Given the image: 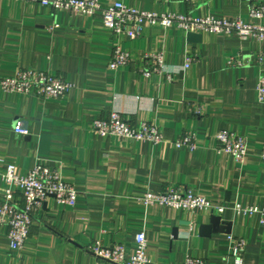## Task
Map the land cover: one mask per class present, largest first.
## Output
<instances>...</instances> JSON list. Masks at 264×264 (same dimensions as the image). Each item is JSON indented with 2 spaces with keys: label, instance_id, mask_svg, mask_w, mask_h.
<instances>
[{
  "label": "crops",
  "instance_id": "0c3cea01",
  "mask_svg": "<svg viewBox=\"0 0 264 264\" xmlns=\"http://www.w3.org/2000/svg\"><path fill=\"white\" fill-rule=\"evenodd\" d=\"M117 0H100L111 7ZM132 9L194 18L250 17L264 0H125ZM193 42L178 29L146 28L142 37L117 39L100 17L73 15L16 0H0V81L19 70L45 71L73 85L64 98L42 100L0 87V173L14 167L25 177L37 165L60 171L78 193L70 207L50 197L35 213L24 248L10 252L7 226L0 225V264L98 263L86 248L124 245L136 249L144 234L155 264H226L229 238L247 243L244 264H264L260 215L235 210L264 209V104L257 87L264 76V41L201 33ZM131 54L130 66L109 65L114 45ZM163 54L164 70L146 78L145 57ZM189 55L195 58L186 69ZM230 60L239 62L232 66ZM173 77L172 81L167 76ZM120 113L130 124L155 125L163 142L133 141L96 133L93 123ZM18 122L28 136L14 133ZM247 141L238 162L219 151L217 135ZM187 134L195 149H178ZM4 184L0 181V198ZM190 190L216 207L195 213L158 204L148 193ZM221 218L229 234L205 236L201 229Z\"/></svg>",
  "mask_w": 264,
  "mask_h": 264
},
{
  "label": "built area",
  "instance_id": "2783aa9c",
  "mask_svg": "<svg viewBox=\"0 0 264 264\" xmlns=\"http://www.w3.org/2000/svg\"><path fill=\"white\" fill-rule=\"evenodd\" d=\"M23 3L40 5L54 11H64L73 15L100 17L107 29L117 39L126 37L136 40L142 37L146 28L160 27L164 30L178 29L186 33L222 34L238 36L241 39L255 38L264 41V26L247 24L240 18H194L188 15L155 13L132 9L126 6L125 0H117L111 7H104L100 0H16ZM250 17L254 20L264 18V7L253 6ZM150 66L142 73L146 78L154 74H162L164 70L163 54H150L145 57ZM195 58L189 55L186 60V69ZM264 63V59H260ZM131 54L121 49L116 43L110 62V69L116 71L120 67L130 66ZM232 66H240L239 62L230 60ZM168 81L173 77L168 75ZM0 87L7 93H18L33 96L42 100L61 99L69 95L73 85L61 76L45 71L19 70L14 77L3 78ZM259 101L264 104V76L261 77L257 87ZM96 133L105 137H118L133 141H148L154 144L162 143L163 137L155 125L142 123L139 126L130 124L120 113L113 112L106 119L93 123ZM14 133L19 136H28L29 131L23 122H18ZM219 151L229 154L238 162H243L247 156V141L228 131H221L217 135ZM194 137L187 134L175 144L178 149H195ZM264 161V149L262 153ZM0 181L4 184L0 198V225L7 226L9 235L10 252H20L29 238L35 213L42 203L53 197L59 203L74 207L78 193L71 185L67 184L58 170H51L43 165H37L27 176H18L14 167L0 173ZM147 205H161L177 210L195 213L197 211H210L220 215L223 207H216L206 199L194 194L190 190H168L162 193H148L143 198ZM235 210L245 216L261 217L264 226V209L236 206ZM230 249L226 256V264H244V254L247 243L244 239L229 238ZM86 250L95 257L98 263L107 264H155L147 256V241L144 234L136 237V249L129 255L124 245L104 246L97 242ZM186 264H206L203 260L188 258Z\"/></svg>",
  "mask_w": 264,
  "mask_h": 264
},
{
  "label": "water",
  "instance_id": "95a60500",
  "mask_svg": "<svg viewBox=\"0 0 264 264\" xmlns=\"http://www.w3.org/2000/svg\"><path fill=\"white\" fill-rule=\"evenodd\" d=\"M188 37L193 42H196L197 40L201 39V35H199V34L189 33ZM221 222L222 221H221L220 217L214 216L211 219L210 225L209 226H203L202 229H201V232H203V234L205 236H210L213 233H223L222 231H224V233L226 231L227 234H229L230 229L229 228L222 229Z\"/></svg>",
  "mask_w": 264,
  "mask_h": 264
}]
</instances>
